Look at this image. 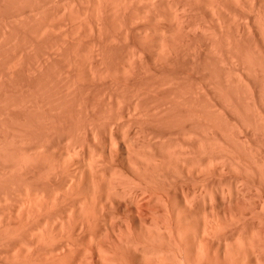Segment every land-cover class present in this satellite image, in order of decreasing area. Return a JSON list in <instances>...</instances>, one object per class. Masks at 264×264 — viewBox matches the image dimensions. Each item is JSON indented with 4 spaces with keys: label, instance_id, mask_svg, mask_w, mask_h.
<instances>
[{
    "label": "bare ground",
    "instance_id": "obj_1",
    "mask_svg": "<svg viewBox=\"0 0 264 264\" xmlns=\"http://www.w3.org/2000/svg\"><path fill=\"white\" fill-rule=\"evenodd\" d=\"M0 264H264V0H0Z\"/></svg>",
    "mask_w": 264,
    "mask_h": 264
},
{
    "label": "rangeland",
    "instance_id": "obj_2",
    "mask_svg": "<svg viewBox=\"0 0 264 264\" xmlns=\"http://www.w3.org/2000/svg\"><path fill=\"white\" fill-rule=\"evenodd\" d=\"M117 121L120 122L121 120L119 119V120H117ZM111 126H112V129H115V128H114V124H113V125L111 124ZM103 130H105L106 132H104ZM118 130H120V129H118ZM102 131H103V134H106V135H107V132L109 133V131H108V127H107V128L105 127V129L102 128ZM173 136H174L173 138H176V137H177V136H175V135H173ZM176 139L179 140L180 138H176ZM52 149H53L54 152H56V153H57V151H59V149H57V147H56V149H55V147H53ZM98 150H99V149H97V152H98ZM98 153H100V154H98ZM98 153H96V154H98V155H95V156H98L99 158L102 157V156H101V151H99ZM99 155H100V156H99ZM57 158H58V159H57ZM62 159H63V158H62ZM62 159H59L58 156L55 157V160H60V161H61Z\"/></svg>",
    "mask_w": 264,
    "mask_h": 264
}]
</instances>
